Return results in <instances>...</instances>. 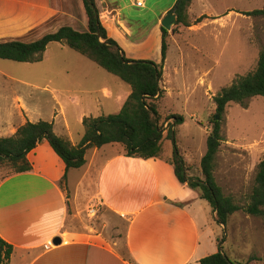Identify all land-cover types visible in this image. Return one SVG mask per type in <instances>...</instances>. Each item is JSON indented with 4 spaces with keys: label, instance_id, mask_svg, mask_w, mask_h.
<instances>
[{
    "label": "crops",
    "instance_id": "0c3cea01",
    "mask_svg": "<svg viewBox=\"0 0 264 264\" xmlns=\"http://www.w3.org/2000/svg\"><path fill=\"white\" fill-rule=\"evenodd\" d=\"M120 1L96 0L109 37L119 43L129 59L160 63L161 21L176 0L143 39L134 38ZM130 1L134 7L136 0ZM45 24L51 27L40 38L63 26L87 31L83 0H0V42L21 41L22 36ZM148 43L156 51L143 49ZM170 49L171 45L168 54ZM181 64L182 59L175 63ZM162 87L164 97L173 95L169 86ZM130 94L108 89L103 96L105 100L116 99L122 109ZM104 102L100 99L96 104L101 107ZM85 118L89 117L81 116L80 123ZM27 122L26 116L18 127L10 129L11 135L0 137L13 136ZM52 123L57 135L79 144L57 133L56 122ZM63 130L69 131L67 123ZM114 145L120 144L90 149L85 166L67 171L45 140L28 155L30 172L0 180V237L13 247L9 264H201L203 258L220 250L213 229L215 213L197 190L178 180L174 166L167 161L173 153L167 155L164 149L162 158L142 159L127 156L122 145L115 150L108 148ZM94 204L99 206L100 231L84 220V215L97 217L86 213ZM78 220L81 225L76 228ZM110 230L116 232V238L108 235ZM55 238L62 243L55 245Z\"/></svg>",
    "mask_w": 264,
    "mask_h": 264
},
{
    "label": "rangeland",
    "instance_id": "374dc122",
    "mask_svg": "<svg viewBox=\"0 0 264 264\" xmlns=\"http://www.w3.org/2000/svg\"><path fill=\"white\" fill-rule=\"evenodd\" d=\"M173 3L174 0H145V7L138 8L131 6L130 0L120 1L136 39L148 37L158 18ZM263 5L264 0H195L192 11L189 9L192 26L174 25L169 31L171 49L163 86H169L173 95L163 97L159 103L160 124L166 136L169 127L165 119L171 115L184 118L175 129L177 147L190 168L189 177H201V160L207 151V137L216 114L214 97L237 77L252 72L264 50V17L245 15ZM202 16L206 18L196 23ZM50 27L45 24L20 40H38ZM78 28L83 30L82 23ZM143 49L151 51V44ZM181 59L183 64L176 66ZM176 68H179L177 72ZM108 89L122 95L131 92V87L118 77L58 43L48 47L39 63L0 59V135H11L10 129L18 127L27 116L29 122L55 121L57 133L80 143L85 132L81 116L100 117L120 112L116 99L105 100L103 95ZM100 99L105 101L101 107L96 104ZM66 123L69 131L63 130ZM221 129L224 141L214 175L225 195L233 196L239 205L245 206L255 185L258 165L264 158V99H252L248 108L229 104ZM108 148L115 150L121 145ZM164 149L167 155L174 153L173 142L164 141ZM12 174L10 168L0 167V180ZM99 215L94 219L84 215V220L100 231ZM80 225V220L74 224L76 228ZM213 229L217 239L224 240V251L233 261L264 264V221L261 218L241 210L231 217L226 230L217 224ZM110 231L108 235L116 238V232L112 230L110 234Z\"/></svg>",
    "mask_w": 264,
    "mask_h": 264
},
{
    "label": "trees",
    "instance_id": "16d2710c",
    "mask_svg": "<svg viewBox=\"0 0 264 264\" xmlns=\"http://www.w3.org/2000/svg\"><path fill=\"white\" fill-rule=\"evenodd\" d=\"M88 30L78 31L63 26L55 33L44 35L33 42H0V59L16 63H39L48 47L58 43L86 57L98 67L131 87V94L118 114L104 115L83 120L85 129L81 142L74 145L68 138L56 134L54 124L49 121L27 122L19 127L11 137H0V167H8L13 174L32 170L28 155L43 141H48L55 153L64 161L67 171L80 169L86 164V154L90 149H100L109 144H120L126 155L142 159L162 158L164 141L174 144L173 156L167 161L174 166L175 174L182 184L200 193L215 213L218 225L227 227L231 217L239 211L264 221V158L260 161L255 185L245 206L239 205L231 195H225L218 185L214 172L219 149L224 141L222 120L229 104L235 103L248 108L254 98L264 99V50L260 52L256 68L237 77L230 86L223 88L213 99L216 114L212 120V130L207 137V151L201 160V177H189L190 168L177 147L176 127L184 122L180 115L165 119L168 132L164 136L159 103L164 97V65L167 59L170 32L161 27V62L151 60H131L119 43L110 38L101 22L96 0H83ZM193 0H178L176 14L178 26L191 27L189 9ZM245 15L264 17L261 9ZM206 16L199 18L196 23ZM174 31V30H173ZM217 116L220 119H217ZM171 120H174L170 123ZM10 176V175H9ZM8 177V176H7ZM64 177L62 183L65 182ZM224 240H218L220 250L203 258L201 264H251L249 260L233 261L223 249ZM13 247L0 237V264H9Z\"/></svg>",
    "mask_w": 264,
    "mask_h": 264
},
{
    "label": "water",
    "instance_id": "95a60500",
    "mask_svg": "<svg viewBox=\"0 0 264 264\" xmlns=\"http://www.w3.org/2000/svg\"><path fill=\"white\" fill-rule=\"evenodd\" d=\"M176 7L173 8L171 11L167 13V15L164 17V19L161 21V26L166 29L167 31H170L174 25H177L178 19L176 14ZM217 119H219V116H217ZM62 243V240L60 238H55L54 244L60 245Z\"/></svg>",
    "mask_w": 264,
    "mask_h": 264
},
{
    "label": "built area",
    "instance_id": "2783aa9c",
    "mask_svg": "<svg viewBox=\"0 0 264 264\" xmlns=\"http://www.w3.org/2000/svg\"><path fill=\"white\" fill-rule=\"evenodd\" d=\"M135 6L138 8H144L145 7V1L144 0H136ZM98 208H99V206L97 204L90 205L86 210L87 216L92 217V218L96 217L98 214Z\"/></svg>",
    "mask_w": 264,
    "mask_h": 264
}]
</instances>
